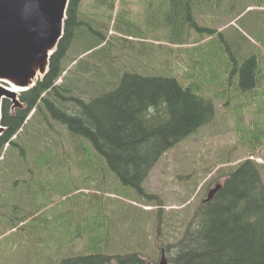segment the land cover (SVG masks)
<instances>
[{
  "label": "rangeland",
  "instance_id": "obj_1",
  "mask_svg": "<svg viewBox=\"0 0 264 264\" xmlns=\"http://www.w3.org/2000/svg\"><path fill=\"white\" fill-rule=\"evenodd\" d=\"M186 2L82 3L92 18L88 31L98 39L92 51L114 57L105 61L109 55L91 59V54L94 72L102 66L121 75L172 76L214 101L213 121L168 150L145 181V190L158 200L146 203V196L124 184L86 137L52 116L36 114L0 165L6 169L0 173V264H58L80 252L133 251L157 264L209 190L225 180L223 169L257 161L264 183V79L256 90H239V75L230 73L232 55L244 62L264 47V0L196 5L192 13L200 28L189 20ZM83 51L69 54L84 65L82 56L92 51ZM68 65L72 71L65 75L79 78L78 64ZM82 79L79 92H97L87 77ZM65 81L68 85L70 79Z\"/></svg>",
  "mask_w": 264,
  "mask_h": 264
},
{
  "label": "trees",
  "instance_id": "obj_2",
  "mask_svg": "<svg viewBox=\"0 0 264 264\" xmlns=\"http://www.w3.org/2000/svg\"><path fill=\"white\" fill-rule=\"evenodd\" d=\"M82 3L70 0L64 36L51 56L46 75L21 91L20 106L15 107L8 98L3 100L1 123L5 130L0 134V165L6 160L4 152L19 145L29 121L42 112L46 119L52 116L73 134L86 137L124 184L146 196V203L154 202L158 197L145 190V181L168 150L213 121L214 101L172 76L132 71L121 75L115 67L105 71L102 66L94 72L89 65L92 58L109 55L104 59L108 61L114 57L92 51L99 46L98 39L88 31L92 18L82 9ZM203 3L210 4L209 0L186 2L189 20L197 28L192 9ZM79 48L85 50L82 55L92 51L82 56L87 59L84 65L69 54ZM225 48L229 54L234 53L228 44ZM232 58L235 66L230 73L240 77L236 89L256 90L263 84L264 47L251 51L244 62L234 55ZM70 61L78 64L79 78L65 75L72 71ZM82 78L90 81L97 92L88 96L79 92L77 84L83 83ZM65 79H70L68 85ZM223 170L227 171L223 173L222 188L210 201L201 202L182 236L167 246L171 264H264V183L260 165L245 159ZM114 260L116 264H149L139 251L80 252L62 258L58 264H110Z\"/></svg>",
  "mask_w": 264,
  "mask_h": 264
},
{
  "label": "water",
  "instance_id": "obj_3",
  "mask_svg": "<svg viewBox=\"0 0 264 264\" xmlns=\"http://www.w3.org/2000/svg\"><path fill=\"white\" fill-rule=\"evenodd\" d=\"M70 0H0V134L2 104L10 98L20 106L18 95L4 83L13 82L22 91L33 87L49 70L50 59L65 32ZM222 188H211L210 201ZM157 264H171L163 249Z\"/></svg>",
  "mask_w": 264,
  "mask_h": 264
},
{
  "label": "bare ground",
  "instance_id": "obj_4",
  "mask_svg": "<svg viewBox=\"0 0 264 264\" xmlns=\"http://www.w3.org/2000/svg\"><path fill=\"white\" fill-rule=\"evenodd\" d=\"M6 87H7V89L15 92L16 94H19L23 89L22 87H20L19 85L15 84L13 82L8 83V85Z\"/></svg>",
  "mask_w": 264,
  "mask_h": 264
},
{
  "label": "flooded vegetation",
  "instance_id": "obj_5",
  "mask_svg": "<svg viewBox=\"0 0 264 264\" xmlns=\"http://www.w3.org/2000/svg\"><path fill=\"white\" fill-rule=\"evenodd\" d=\"M86 11V10H85Z\"/></svg>",
  "mask_w": 264,
  "mask_h": 264
}]
</instances>
